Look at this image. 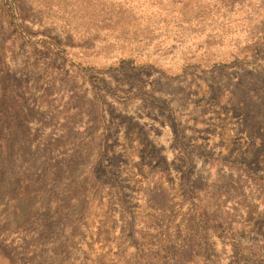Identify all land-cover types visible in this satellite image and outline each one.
<instances>
[{
    "label": "rangeland",
    "instance_id": "1",
    "mask_svg": "<svg viewBox=\"0 0 264 264\" xmlns=\"http://www.w3.org/2000/svg\"><path fill=\"white\" fill-rule=\"evenodd\" d=\"M0 264H264V0H0Z\"/></svg>",
    "mask_w": 264,
    "mask_h": 264
}]
</instances>
